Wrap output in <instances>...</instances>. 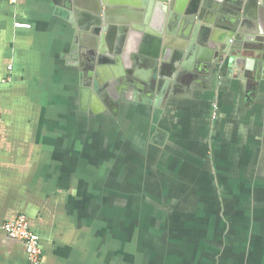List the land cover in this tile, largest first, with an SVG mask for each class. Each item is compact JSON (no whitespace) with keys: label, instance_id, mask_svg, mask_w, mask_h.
Listing matches in <instances>:
<instances>
[{"label":"crops","instance_id":"obj_1","mask_svg":"<svg viewBox=\"0 0 264 264\" xmlns=\"http://www.w3.org/2000/svg\"><path fill=\"white\" fill-rule=\"evenodd\" d=\"M115 1L112 62L93 0H0V264H30L19 215L41 264H107L124 199L177 240L162 264H264V0Z\"/></svg>","mask_w":264,"mask_h":264},{"label":"water","instance_id":"obj_2","mask_svg":"<svg viewBox=\"0 0 264 264\" xmlns=\"http://www.w3.org/2000/svg\"><path fill=\"white\" fill-rule=\"evenodd\" d=\"M101 1L102 0H96V3H95V0H93L94 4H92V7H93V10L96 13V16H94V19L92 20V27H93L92 31L95 34L99 35L100 34V30H101L99 25L101 24L102 21H104V22L106 21L107 25H104L103 28H102L103 31H104V38L100 39V37L95 38V35L94 36L93 35L92 36L89 35L88 45L91 47V54H92L93 57L97 56V54H98L97 53V49L98 50L100 49V53L102 54V56L104 55V57H107L108 60L111 58V61L113 62V60H114L113 56H115L114 55L115 53L120 54V53L124 52V49H125L124 48L125 47L124 40H125L126 35L129 33V31H128V26L127 25L121 26L119 28V30H118V27L113 23L114 19H112V18L110 19V17H109V11L112 12L115 9V7H116L115 5H112L113 3L116 2L115 0H104V7L107 8V10H106V14L104 13V17L105 18L103 20V18L101 16L102 15V11H101V9H102L101 8V3L102 2ZM142 1L146 5L148 4L151 8H155L156 12L158 11V8L162 12H166V9H168L169 7L168 6L166 7L163 3L171 2V4H172L174 0H142ZM249 1H254V0H249ZM135 2H138V0H135ZM122 4H125V3H122ZM196 7H197V5L194 6L193 10L198 15V17H199L198 19H202L203 18L202 14L199 13L198 8H196ZM193 17H194V14H192L191 17H190V20H188L189 23H188L187 29H186L188 32H191V31L193 32L192 36L195 35V32L197 31V28H199V25H200L197 22V19L193 18ZM92 18H93V16H92ZM161 25L156 27L157 35H161V33L163 32V29H162L163 26H161ZM236 27L237 26H235L234 29ZM223 39H224L225 43L223 42L224 44L220 45V49L223 52L227 53L228 49H229V48L227 49V46L230 45V39H229L228 35H227L226 39L225 38H223ZM160 41H162V40H160ZM143 42H146V40H144ZM100 44H101V46H99ZM146 44L147 43H145V46H146ZM97 80H98V83L100 85L103 84V82L100 79H97ZM107 83H110V82H107ZM110 85H111V83H110ZM112 147H113V145H112ZM112 199H110V201ZM131 201L132 200H130V199H124V205H126V209L124 210V213L126 212V214H127V212H129V210H131L130 205L128 204V206H127L126 203H130ZM111 202L113 203V200ZM133 202H135V201H133ZM159 209H160V211H162L161 208H159ZM157 211H159V210L157 209ZM134 212H135V210L133 211V218H136L137 215H136V212L135 213ZM133 218L131 219L132 220L131 224L133 225V234L131 235L132 236L131 237V239H132L131 241L135 242L136 245L138 244L137 236H138V232L141 229V227H142V230L144 232L145 242H147V241L148 242L155 241L156 239H159V237L163 238L161 232L160 233H156L154 231L149 230L146 222L143 221V220H142L143 221L142 222L140 220V216H139V221H138V219L133 220ZM129 223H130V221H129ZM136 224H137V226H136ZM123 225L126 226V223L124 222ZM135 226L137 227L136 228V234H134V227ZM145 229H146V231H145ZM106 239H107V236H106ZM118 239H119V237L117 236L116 241ZM139 245H141V244H139ZM106 246H107V242H106ZM138 246H137V248H138ZM109 247L110 248H115V245L112 242H110ZM107 250H108V248H107ZM110 253H112L114 255L115 250L110 251ZM119 256H121V253L117 257H119ZM114 258H115V255H114ZM121 259H123L122 256H121ZM123 261H125V260L123 259ZM121 262H122V260H121Z\"/></svg>","mask_w":264,"mask_h":264},{"label":"built area","instance_id":"obj_3","mask_svg":"<svg viewBox=\"0 0 264 264\" xmlns=\"http://www.w3.org/2000/svg\"><path fill=\"white\" fill-rule=\"evenodd\" d=\"M16 2L17 0H11ZM18 27L28 28L29 24L19 23ZM1 102H0V124ZM2 229L12 238L24 242L26 248L27 259L30 264H41L42 247L40 237L31 229L29 219L26 215H19L15 220L6 222L2 225Z\"/></svg>","mask_w":264,"mask_h":264},{"label":"trees","instance_id":"obj_4","mask_svg":"<svg viewBox=\"0 0 264 264\" xmlns=\"http://www.w3.org/2000/svg\"><path fill=\"white\" fill-rule=\"evenodd\" d=\"M109 214H106L105 216L102 217L103 222L105 223V228H106V234H107V239L110 240L114 245L118 241L122 240L124 241V248L125 247H130V242L131 238H129L133 234V225L132 224H126L124 226L121 224L119 221L113 219L112 217L108 216ZM111 216V215H110ZM137 226V224H136ZM134 227V231H136L137 227ZM117 235L119 236V239L116 241ZM132 237V236H131ZM135 242H131V246H136L135 249H138ZM123 248V249H124ZM108 251H111L110 249L107 250V263L108 264H114L115 258L112 253H109ZM113 251V250H112ZM130 251V248H129ZM126 251H123L125 253ZM125 255V254H124ZM148 255V253L145 254V256ZM141 256L139 257L137 255V252H134V254H129L127 253V257L123 256L122 258L125 260L120 263V264H150L148 257L146 256ZM132 258V261H131Z\"/></svg>","mask_w":264,"mask_h":264},{"label":"rangeland","instance_id":"obj_5","mask_svg":"<svg viewBox=\"0 0 264 264\" xmlns=\"http://www.w3.org/2000/svg\"><path fill=\"white\" fill-rule=\"evenodd\" d=\"M189 214L190 213H188V215ZM108 216L109 217H112L114 219L113 216H110V215H108ZM139 216H140V220L141 221L142 220L145 221V212L140 213V209H139ZM145 231H146V229H145ZM129 238H131V236ZM104 242L105 241L102 240V243L103 244H104ZM106 242H107V248L108 249H110L111 251L112 250H115V251L117 250V252H121L122 253V251L120 249H117V247L119 246V243L118 242H117L118 244H117V246L115 248H110L109 247L110 242H111L110 240L106 239ZM137 242H138V245L141 244V245L138 246V250L139 251L137 250V255L139 257H141V256H145V254L148 253V255H146V256L148 257V260H149L150 264H162L163 258L165 257L166 253L169 252V250H168L169 249V246L173 245V246L176 247L178 245L177 243H173V242H177V240H172L171 245H168L167 239H164V237L163 238L159 237V239H156L155 241H151V242H148L147 241L148 242L147 243V242H145L144 232L142 230V227H141V229L138 232ZM166 247H167V249H166ZM124 251H126V248H124ZM153 251H154V254H153ZM122 254L124 255V253H122ZM146 256H145V258H146ZM119 263H121V259H119Z\"/></svg>","mask_w":264,"mask_h":264},{"label":"flooded vegetation","instance_id":"obj_6","mask_svg":"<svg viewBox=\"0 0 264 264\" xmlns=\"http://www.w3.org/2000/svg\"><path fill=\"white\" fill-rule=\"evenodd\" d=\"M107 87V86H106ZM113 101V100H112ZM108 202H110V199L108 200ZM129 210V209H128ZM133 218V214H132V211L131 210H129V212H127V214H126V212L125 213H123V215H122V222H121V224H124V222L126 223V224H129V221H130V224L132 223V219ZM134 234H136V231H134ZM123 239L124 238H122V240H120L121 241V243H120V241H118V243H119V246L117 247V249H120L121 251H122V253H123V250H122V248H123V246H122V243H123ZM173 239H171V241H172ZM117 243V244H118ZM131 243V242H130ZM177 245V244H176ZM135 247L136 246H131V244H130V247H125L126 248V252L124 253L125 254V257H127V253H129V254H134V252H137V250L138 249H135ZM129 248H130V251H129ZM139 251V250H138ZM109 253H110V251H108ZM121 253V252H120ZM121 253V256L123 257L124 255ZM131 261H132V258H131Z\"/></svg>","mask_w":264,"mask_h":264}]
</instances>
